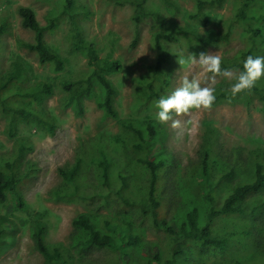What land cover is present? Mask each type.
<instances>
[{
	"label": "rangeland",
	"instance_id": "obj_1",
	"mask_svg": "<svg viewBox=\"0 0 264 264\" xmlns=\"http://www.w3.org/2000/svg\"><path fill=\"white\" fill-rule=\"evenodd\" d=\"M175 1L180 7L179 15L164 9L161 0H148L147 5L148 10L158 12L164 18L166 34H174L179 40L178 43L164 41L170 57L168 64L170 85L160 89L162 96L166 98L171 95L185 78L199 81L202 87L213 88L215 94L221 89L231 90L242 71L241 67L239 69L233 67L242 63H238L237 55L247 49V34L236 13L238 0H226L222 8L211 11L212 25L209 28L196 25L189 20L188 16L195 9L194 0ZM64 2L65 0H0V27L6 26V31L0 38V74H7L14 64L20 63L31 69L28 80L22 84L23 88L30 90L43 84H50L54 89L53 96L42 105L33 107V110H38L40 118L54 127V133L50 132L46 125L36 121L21 124L17 136L11 138L8 116L0 110L1 162L12 160L17 139L26 140L32 147L19 164L22 174L32 171V178L20 187L19 195L10 193L7 201L0 203V217L5 216L14 226V230L8 232L4 241L0 242V264H47L35 249L31 236L36 221L45 224L47 244L66 252L69 264H122L118 253L112 248H93L83 243L88 237L87 234L83 230H75L73 226V221L81 214L92 216L96 224L109 234L112 230L107 226V222L112 224L132 222L142 240L137 250V256L142 263L148 259L147 249L152 253L160 250L163 260H167L171 256L172 248H178V243L156 228L157 223L152 215L146 216L139 212V209L126 208L115 197L107 202L109 192L101 185L97 167L93 164V160L99 158L97 149L108 146L112 148L114 145L118 148L119 167L129 163L130 181H133L128 193L130 199L137 202L144 200V204L148 205L138 181L140 180L146 187L145 169L132 166L131 155L127 154L126 150L122 153L120 148L123 147L120 144L117 146L115 140L122 135L120 119L130 121L150 116L159 125V143L164 150L163 154L173 158L171 172L167 173V180L163 185L165 196L170 198L174 205L172 210H169V204L164 202L159 213L157 212L158 216L162 218L167 215L170 220L174 216L186 214L187 206L193 202L200 209L198 224L203 226L211 206L201 197L189 171L201 167V148L209 137L217 144L220 169H230L234 165L232 160H239V156L240 161L244 162L242 171L238 172L239 174L236 172L231 182L223 181L229 183L228 188L224 185L220 190L223 198L227 197L228 192L233 191L244 178L253 182L256 172L254 167L250 166L252 159L256 154L264 155V107L259 98L255 97L249 105L222 103L207 110L192 109L186 115L173 117L179 121L176 127H173L171 120L166 123L160 122L157 119V104L152 105L149 110H139L134 106L137 79L147 77L152 67L162 62L151 32L153 21L147 19L137 28L133 21V12L128 6L119 7L106 0H76L78 7L84 10L80 15L83 38L94 46L99 59L103 61L102 67L106 62L121 64V69L111 74L108 67H104L107 79L118 90L114 107L120 116L119 119L107 116L105 111L98 107V101L104 96L103 88L99 85L93 95L85 99L84 114L79 116L75 108L66 105L67 94L62 89V83L65 80L85 77L90 72V67L87 52L74 48L69 40L71 33L69 20L65 17L58 28L45 37L46 44L67 60L63 72L55 73L51 65L40 64L36 56L21 51L17 46L19 40L33 42L35 37L32 31L21 26L19 15L21 7L33 9L38 21L42 25H47L54 16L61 13ZM231 20H235L236 23L230 42L219 48H207L206 53L219 56L222 69H228L233 75L231 77L216 75L213 79V74L208 73L199 64V55L187 49L181 31L190 23L192 27L194 26L193 30L207 38L209 35L224 31ZM137 32L140 39L137 45L133 46ZM190 55H194L197 62L189 60ZM255 86L263 90L264 77L258 80ZM80 156L84 159L81 175L83 192L90 196L89 200L56 201L52 192L62 186L59 170L73 165ZM218 173L219 176L224 174ZM100 193L104 198L95 196ZM262 204L264 191L238 201L232 207L236 214L228 219L217 220V233L233 243L228 253L230 264H236L237 261L242 264H263L264 211L250 220L252 212ZM199 228L194 226L196 235L200 234ZM197 246L186 248V252H195L194 247ZM56 254L53 251V255ZM204 257L214 260L209 256ZM179 263L184 264L185 258Z\"/></svg>",
	"mask_w": 264,
	"mask_h": 264
},
{
	"label": "trees",
	"instance_id": "obj_2",
	"mask_svg": "<svg viewBox=\"0 0 264 264\" xmlns=\"http://www.w3.org/2000/svg\"><path fill=\"white\" fill-rule=\"evenodd\" d=\"M106 1L119 7L128 6L133 12V21L137 28L147 19L153 21L151 32L162 62L153 66L147 77L137 79V92L134 102V106L139 110H149L163 97L160 89L170 85L168 76L170 57L164 41L178 43L179 40L174 34H166L164 18L160 13L148 10V0ZM161 2L164 9L173 14L176 13L175 15L180 14V7L175 0H161ZM194 2L195 9L188 16L189 20L196 25L209 28L212 25L210 12L222 8L226 0H194ZM82 13L84 10L78 7L76 0H65L61 13L54 16L49 24L42 25L33 9L21 7L19 9L21 26L32 31L35 37L33 42L19 40L17 46L21 51L36 56L40 64L51 65L55 73L63 72L67 60L46 44L45 37L48 33L55 31L66 17L71 25L69 40L74 48L87 52L88 66L90 67V72L85 77L65 80L62 83V89L67 94L66 105L75 108L79 116L83 115L85 99L90 98L99 85L103 88L104 96L98 101V107L103 109L107 116L119 119L120 116L114 107V99L118 95V90L107 79L104 67L107 66L108 72L111 74L119 71L121 64L119 62L111 64L106 62L105 66L102 67L103 61L99 59L94 46L83 38L82 20L80 19ZM236 13L238 21L247 34V49L237 55L238 63L242 62L241 65L236 64L233 67L235 69L241 67L243 70V62L247 56L255 57L264 54V0H238ZM235 23V20L229 21L224 31L209 35L207 38L200 36L193 30L194 26L192 27L190 23L181 32L187 43V49L200 56L201 53H206L207 48H219L222 45H227L230 42ZM5 31L6 26L2 25L0 38ZM139 39V32H137L133 46L137 45ZM30 70L28 66L16 63L7 74H0V110L8 116L9 136L11 138L17 136L21 124L36 121L46 125L49 131L54 133V127L48 121L40 118L37 113L38 110H33V107L42 105L45 100L53 96V86L43 84L30 90L23 88L22 84L28 80ZM215 95L216 101L213 106L222 103L249 105V102L257 97L264 107V89L260 90L255 85L235 96L231 94V90L226 89L219 90ZM119 121L122 126V135L116 137L115 142L118 143L117 146L120 144L123 147V149L120 148L122 153L123 150H126L127 154L131 155L132 166L145 169L146 187L141 184L140 180L138 181L142 195H145L148 205L144 204V200L137 202L130 199L128 193L133 181H130L129 163H125L124 167H119L118 153L120 151L115 145L112 148L109 146L98 148L99 158L93 160V164L97 167L99 179L102 181L101 185L109 192L107 202L115 197L126 208L139 209L138 211L143 212L142 214L146 216L152 215L157 223L156 228L169 235L175 243H178V248H172L171 256L167 260H163L160 250L152 253L147 249L149 252L147 254L148 259L142 263L137 256V250L141 246L142 240L132 222L123 221L113 224L107 222V226L112 230L109 234L100 228L89 214H81L73 221L74 229L83 230L88 236L83 243L93 248H112L118 253L122 264H180L179 261L182 258H185L184 264H230L229 260L231 259L228 257V253L231 251L233 243L217 233V220L228 219L236 214L237 212H233L232 207L238 201H242L251 194L264 191V155L259 153L254 155L252 159L250 166L254 167L256 172L253 182L244 178L233 191L228 192L227 197L223 198L220 190L224 185L229 187L228 182L235 178L233 176L236 175V172L242 171L244 162L240 161L241 157L239 156V160H232L234 165L230 169H220L218 167L220 159L217 144L208 137L201 148V167L192 172L189 171V174H192L191 178L199 188L203 200L210 204V213L206 216L203 226L199 225L200 209L192 202L187 206L186 214L174 216L168 220L167 215L161 218L158 213L164 202L169 204V210H172L174 205L172 200L165 196L163 185L167 180V173L171 172L173 158L163 154L164 150L159 143V125L150 116L135 118L130 121L120 119ZM31 150L32 147L28 145L26 140L17 139L12 160L4 163L0 160V203H5L10 193L19 195L20 187L32 178L31 170L22 174L19 169L20 162ZM83 162L84 159L80 156L77 157L73 165L59 170L62 186L52 192L56 201L80 202L84 199L82 202H86L89 200L90 196L83 192L84 185L81 182ZM218 172H224V174L219 176ZM226 180L229 181L223 182ZM95 196L104 198L102 193L95 194ZM262 211H264V204L252 212L250 220L256 218L257 214L261 215ZM194 226L200 227V234L194 233ZM13 230L14 226L9 223V220L5 216L0 217V242L4 241L8 232ZM46 233L45 224L36 221L31 234L35 249L42 255L47 264H69L66 252H61L59 247H51L47 244ZM196 245L198 246L194 247L195 252H186V248L190 249ZM53 251L57 254L53 255ZM204 256H209L214 260H208ZM236 264L242 263L237 261Z\"/></svg>",
	"mask_w": 264,
	"mask_h": 264
},
{
	"label": "clouds",
	"instance_id": "obj_3",
	"mask_svg": "<svg viewBox=\"0 0 264 264\" xmlns=\"http://www.w3.org/2000/svg\"><path fill=\"white\" fill-rule=\"evenodd\" d=\"M193 63L197 62L194 55L188 57ZM202 68L208 73L231 77L233 73L228 69H222L221 58L217 55L201 53L198 60ZM264 77V56L249 55L243 62V70L240 71L236 82L231 87V94L235 96L244 90L251 89L255 83ZM216 101L215 90L211 87H202L200 82L185 78L181 86L178 87L168 97H161L157 101V119L166 123L172 121L173 127L179 125L174 116L188 114L192 109H210Z\"/></svg>",
	"mask_w": 264,
	"mask_h": 264
}]
</instances>
